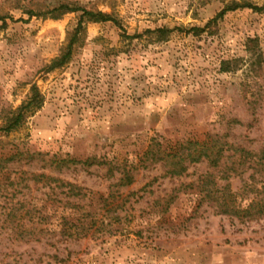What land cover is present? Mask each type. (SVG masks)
I'll return each mask as SVG.
<instances>
[{"label": "rangeland", "instance_id": "374dc122", "mask_svg": "<svg viewBox=\"0 0 264 264\" xmlns=\"http://www.w3.org/2000/svg\"><path fill=\"white\" fill-rule=\"evenodd\" d=\"M235 4L260 10L189 31ZM61 5L119 26L85 18L71 60L50 69L81 16ZM157 28L169 32H146ZM34 86L41 107L0 131V159L24 154L0 169V264H264V216L237 219L202 202L197 180L213 172L205 162L182 177L139 162L152 141L217 135L264 147V0H0V128ZM87 158L134 168L133 183L113 187L120 175L109 178V165L49 164ZM250 175L228 180L244 203ZM67 184L85 197L68 198ZM88 212L96 223L87 233L63 235Z\"/></svg>", "mask_w": 264, "mask_h": 264}, {"label": "trees", "instance_id": "16d2710c", "mask_svg": "<svg viewBox=\"0 0 264 264\" xmlns=\"http://www.w3.org/2000/svg\"><path fill=\"white\" fill-rule=\"evenodd\" d=\"M238 8H248L254 11L260 10V8L251 4H244L241 6L235 4L227 6L213 19L209 20L202 28H191L189 31L195 34L201 33L208 29L218 18H221L227 12L235 11ZM57 9L72 12L81 11V16L62 53L57 58L52 60L49 67L50 69L62 67L71 60L73 45L76 43L78 35L82 30V22L85 18L96 22L111 21L115 25L119 26L118 22L111 16L100 12L93 13L84 9L78 10V8H69L66 5H61ZM146 32L163 36L167 34L169 30L165 28H157L153 31L147 30ZM135 37L137 36H131L129 39ZM42 103V96L39 94L35 86L32 87L31 94L28 99L14 112H12L9 118H7V124L2 126L0 131L9 133L15 130L23 123L28 113L33 114L36 112V110L41 107ZM23 155V153L18 152L10 158L0 159V169L3 168V164L16 160L18 157L20 158ZM26 156L29 159L36 158L35 154H26ZM139 162L140 166H143V168H146L147 165L150 164H161V166L164 167V175L168 177H182L185 175L188 166L205 162L213 172L207 173L197 180L199 191L202 194V202H206L209 206L213 207L214 212L217 214L230 215L237 219L252 220L264 216V147L258 151H250L241 146L229 144L217 135L208 136L203 141L187 140L177 146L168 148L162 147V145L157 141H152L143 153ZM49 164H55L56 169L68 167V165L78 164L87 167L92 165H109L107 168L109 178L114 177V170H116V172L120 175L113 187H125L133 183L131 171L134 168L130 167L129 169L123 168L120 170L117 167L115 168L114 166H110L108 163L97 162L95 158H87L84 161L70 159L51 160ZM249 170L251 171L249 178H252L253 183L251 185L244 184L242 193L239 194L251 193L254 196L251 200L244 203L243 197L238 199L237 193L230 190L228 180L232 177H241ZM39 176L44 177L43 175ZM222 181H225L226 185L222 187L218 186V182ZM67 186L69 187L66 192V196L68 198L83 199L85 197V193H83V190H80V188L72 184H67ZM175 192L176 190H172V193L167 196L168 199L166 200V205H169L174 200ZM115 193L117 194L118 192H112L110 198L115 199ZM109 211L110 210H108V212ZM89 217L91 219L89 224L85 225L80 223ZM113 219L118 220V217L115 216ZM94 220L95 218L92 213H84L82 219H79L77 224L66 223L63 235L72 237L73 235L78 236L82 235V233H87L92 225L96 223Z\"/></svg>", "mask_w": 264, "mask_h": 264}]
</instances>
